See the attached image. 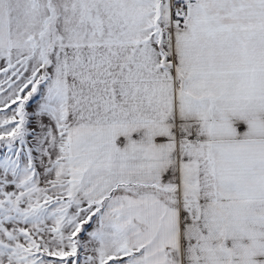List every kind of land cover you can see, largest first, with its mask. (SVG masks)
I'll return each instance as SVG.
<instances>
[{"label": "crops", "instance_id": "crops-1", "mask_svg": "<svg viewBox=\"0 0 264 264\" xmlns=\"http://www.w3.org/2000/svg\"><path fill=\"white\" fill-rule=\"evenodd\" d=\"M141 1L67 0L70 30L98 13L112 33L54 45L62 175L44 186L68 208L60 236L72 250L90 217V264H264V178L225 184L245 199L228 226L221 183L203 178L238 158L264 169V0H186L178 26L168 0Z\"/></svg>", "mask_w": 264, "mask_h": 264}, {"label": "rangeland", "instance_id": "rangeland-1", "mask_svg": "<svg viewBox=\"0 0 264 264\" xmlns=\"http://www.w3.org/2000/svg\"><path fill=\"white\" fill-rule=\"evenodd\" d=\"M68 6L67 0H0V264H90L79 250V235L90 217L70 236V250L69 236H60L61 229L68 231V208L60 212L54 204L58 188L44 186L62 175L56 161L62 150V132L53 122L52 111L60 84L53 49L59 40L67 41L72 31L87 30L101 37L112 31L100 23L98 13L88 14L89 30L76 24L70 30ZM139 18L143 30L146 13ZM43 110L45 116H41ZM258 160L264 168V155ZM238 161L231 172L228 163H220L203 177L221 183L214 190L221 193L222 226L233 223L226 214L245 211V199L230 195L232 189L225 184L234 178L244 181L249 173L253 179L264 178V169L256 172L258 166L249 158ZM190 175L194 178L195 173ZM76 216H83L82 211ZM62 217H66L64 224Z\"/></svg>", "mask_w": 264, "mask_h": 264}, {"label": "built area", "instance_id": "built-area-1", "mask_svg": "<svg viewBox=\"0 0 264 264\" xmlns=\"http://www.w3.org/2000/svg\"><path fill=\"white\" fill-rule=\"evenodd\" d=\"M188 3L189 1L186 0H170L168 2V8L173 14L175 26L180 25L183 15L186 14L188 10Z\"/></svg>", "mask_w": 264, "mask_h": 264}]
</instances>
